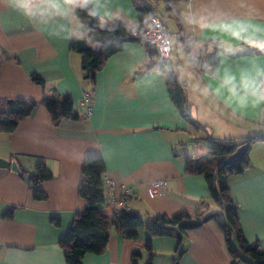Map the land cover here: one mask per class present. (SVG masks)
<instances>
[{
  "label": "crops",
  "instance_id": "1",
  "mask_svg": "<svg viewBox=\"0 0 264 264\" xmlns=\"http://www.w3.org/2000/svg\"><path fill=\"white\" fill-rule=\"evenodd\" d=\"M23 3L29 15L14 10L13 0H0V117L17 121L10 132L0 126V158H16L23 174L0 167V264H66L60 240L86 205L78 185L87 154L103 158L104 183L109 177L131 188L124 209L136 212L144 227L122 232L106 193L97 215L108 243L87 252L81 264H132L137 249V264H254L257 254L244 253L238 235L264 250V140L250 145L248 167L229 177L226 197L237 205V219L230 222L221 202L211 198L205 177L185 170L186 160L206 154L210 143L205 131L180 117L162 72L147 68L144 42H124L101 62L95 82L82 77V55L71 50V42L83 39L86 30L135 29L133 0ZM148 3L170 24L175 58L171 46L169 59L185 84L192 116L218 139L260 136L264 0H176L172 12L162 0ZM81 7L91 9L98 21H82ZM85 40L100 50L99 42ZM212 49L218 54L214 66L206 58ZM222 50L245 53L230 56ZM84 92L90 93V115L81 104ZM45 98H70L79 118L54 122L41 103ZM12 99L37 105L20 116L1 103ZM39 162L52 173L35 187L45 193L43 200L33 197L25 180ZM158 178L160 194L151 196L149 183ZM11 208L12 217L1 216ZM180 213L195 219L218 216L168 235H151L146 228L157 216Z\"/></svg>",
  "mask_w": 264,
  "mask_h": 264
},
{
  "label": "trees",
  "instance_id": "2",
  "mask_svg": "<svg viewBox=\"0 0 264 264\" xmlns=\"http://www.w3.org/2000/svg\"><path fill=\"white\" fill-rule=\"evenodd\" d=\"M173 1L176 0H162L166 12H172ZM148 4L151 5L147 0H133V5L138 15L139 25L136 27L138 31H143L149 27L148 16L150 14L160 16V12L155 10L154 6H149ZM77 15L82 21L86 19H91L94 22L98 21L96 14L87 7L79 8ZM135 29L128 31L120 28L97 31L86 30V35L83 39L72 41L70 45L71 50L79 52L82 55V77L84 79H89L91 82H95L96 72L100 68L101 62L119 51L124 42L132 40L143 42L131 36V32ZM87 37L101 44L99 51L93 50L87 44L85 40ZM222 51L230 56H237L245 53L243 51ZM147 55L149 60L147 68L158 69L162 72L171 99L180 117L194 126L197 131L201 129L205 131L206 136L204 139L210 143V148L206 154L194 158L190 157L186 160V172L203 175L208 183L210 196L213 201L221 202L222 206L227 210L228 220L230 222L236 221L237 205L230 197H226V193L229 191V177L233 174L242 173L246 167H248L250 162V145L254 141L264 140V138L255 136L237 141L234 139H218L208 134L205 129L206 126L192 116L191 106L186 97L185 84L172 66L169 57L160 58L157 53L149 47H147ZM32 79L36 83H42V80L37 75H33ZM1 103L8 105L10 110L18 113L20 116L30 115L37 105L36 102H29L31 104H28L24 100L19 99H12L9 103H6V100H4L1 101ZM41 103L49 111L52 120L56 123L62 118L68 117L77 119L80 116V111L74 108L70 98H66L64 101L55 98H45ZM16 123L17 121L15 119H11L5 115L0 117V126H3L4 130L8 132L14 130ZM243 143L248 144L246 152L232 164L221 165L222 161L230 156L236 148ZM104 169V160L100 155H86L81 168V180L78 185V195L85 199L86 205L60 240L66 264H81L87 252L97 249L102 250L108 243L109 234L102 228V219L97 215V211L102 208L106 200V190L103 182ZM50 178H52L50 170H48L43 163H37L35 172L32 174L29 181L35 199L43 200L46 198L45 193L35 187L40 182ZM224 198H226V200ZM12 213L13 209L11 208L3 212L1 216L10 218L12 217ZM217 216V214L212 213L201 219H195L185 213H180L173 217L162 215L155 217L146 228L151 235H168L171 234L174 229L183 231L194 228L199 226L204 220ZM117 222L122 232H125L126 229L137 230L144 227L142 218L136 212L124 208L118 213ZM238 237L240 248L244 253L255 252L257 254V259L254 264H264V250L260 245L257 242H249L241 234H239ZM139 256L140 252L137 249L132 253V264H137Z\"/></svg>",
  "mask_w": 264,
  "mask_h": 264
},
{
  "label": "built area",
  "instance_id": "3",
  "mask_svg": "<svg viewBox=\"0 0 264 264\" xmlns=\"http://www.w3.org/2000/svg\"><path fill=\"white\" fill-rule=\"evenodd\" d=\"M149 27L143 31H138L137 28L131 32V36L143 41L149 48L154 50L160 58H168L171 53V38L172 32L163 22L162 18L156 14L148 16ZM260 94L263 97V113H264V76L259 80ZM91 98L89 92H84L81 101L87 115L91 114L90 106ZM264 138V132L260 135ZM106 193L108 195V206L111 208L112 219H117L118 213L125 208L126 198L131 193V188L122 182H116L111 178L105 179ZM163 184L162 179H154L149 183V193L151 196L160 194V189ZM106 202V200H105Z\"/></svg>",
  "mask_w": 264,
  "mask_h": 264
},
{
  "label": "water",
  "instance_id": "4",
  "mask_svg": "<svg viewBox=\"0 0 264 264\" xmlns=\"http://www.w3.org/2000/svg\"><path fill=\"white\" fill-rule=\"evenodd\" d=\"M217 51L215 49H212L206 53L207 62L209 65L214 66L217 62ZM10 102L11 100H7ZM248 149V144L243 143L240 146L236 148V150L228 157H226L221 165H230L233 162H235L237 159H239ZM0 167H10V171L14 174L21 175L22 170L20 167V164L16 160V158H11L10 160H6L4 158H0ZM31 174L27 173L25 176V180L27 182L31 179Z\"/></svg>",
  "mask_w": 264,
  "mask_h": 264
},
{
  "label": "clouds",
  "instance_id": "5",
  "mask_svg": "<svg viewBox=\"0 0 264 264\" xmlns=\"http://www.w3.org/2000/svg\"><path fill=\"white\" fill-rule=\"evenodd\" d=\"M12 7L14 10L23 12L25 15H29L30 13L27 11V8L25 4L23 3V0H13Z\"/></svg>",
  "mask_w": 264,
  "mask_h": 264
},
{
  "label": "rangeland",
  "instance_id": "6",
  "mask_svg": "<svg viewBox=\"0 0 264 264\" xmlns=\"http://www.w3.org/2000/svg\"><path fill=\"white\" fill-rule=\"evenodd\" d=\"M147 1H149V0H147ZM153 1H155V0H153ZM152 5H153V4H152ZM158 8L161 10V7H160V6H159ZM160 16H161V18H162V19L168 24V25H167V24H166V25H167V26H170V24H169L167 18H163L162 14H160ZM171 46L173 47L172 58L174 59V58H175V57H174V46H175L174 38H171ZM93 50H97V49H93ZM179 53H180V51H179ZM180 60L183 61V62H186V59H185L184 55L180 58Z\"/></svg>",
  "mask_w": 264,
  "mask_h": 264
}]
</instances>
